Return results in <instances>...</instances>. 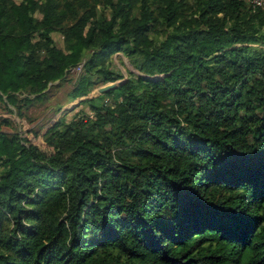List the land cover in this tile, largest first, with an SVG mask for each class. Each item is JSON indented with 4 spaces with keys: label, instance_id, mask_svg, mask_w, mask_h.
Wrapping results in <instances>:
<instances>
[{
    "label": "trees",
    "instance_id": "1",
    "mask_svg": "<svg viewBox=\"0 0 264 264\" xmlns=\"http://www.w3.org/2000/svg\"><path fill=\"white\" fill-rule=\"evenodd\" d=\"M79 63L71 96L112 85L45 147L0 129V264H264V8L0 0L9 109Z\"/></svg>",
    "mask_w": 264,
    "mask_h": 264
},
{
    "label": "rangeland",
    "instance_id": "2",
    "mask_svg": "<svg viewBox=\"0 0 264 264\" xmlns=\"http://www.w3.org/2000/svg\"><path fill=\"white\" fill-rule=\"evenodd\" d=\"M7 2H19L21 0H6ZM35 15L40 18L41 14L35 12ZM53 39L56 44L64 48V39L60 32H52ZM80 44H76L73 53H76ZM121 56V58H120ZM115 62L124 77L127 75V70H134L132 64L127 57L119 54H114ZM83 69L81 63L64 70L61 77L51 81L46 90L47 96L41 100L33 99L29 104L22 107L21 114L14 112V105H10L9 109L4 102L0 100V129L8 133L19 132L22 136L29 139L31 142L40 147H45L44 132L61 116L67 118L77 114L81 108H85V104L81 100L95 96L98 93L99 87L110 83L102 84L99 87H88L85 94L79 96H71V90L78 81ZM123 77V78H124ZM6 119V120H5Z\"/></svg>",
    "mask_w": 264,
    "mask_h": 264
},
{
    "label": "built area",
    "instance_id": "3",
    "mask_svg": "<svg viewBox=\"0 0 264 264\" xmlns=\"http://www.w3.org/2000/svg\"><path fill=\"white\" fill-rule=\"evenodd\" d=\"M250 3L253 7H261L264 8V0H245Z\"/></svg>",
    "mask_w": 264,
    "mask_h": 264
},
{
    "label": "water",
    "instance_id": "4",
    "mask_svg": "<svg viewBox=\"0 0 264 264\" xmlns=\"http://www.w3.org/2000/svg\"><path fill=\"white\" fill-rule=\"evenodd\" d=\"M110 85H112V84H110ZM108 86H109V85H104V86H101V87H99V90L106 89Z\"/></svg>",
    "mask_w": 264,
    "mask_h": 264
}]
</instances>
